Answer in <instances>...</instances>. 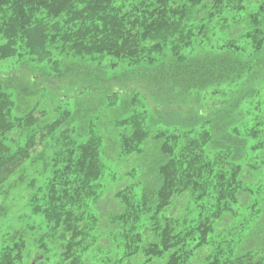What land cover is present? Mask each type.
Returning a JSON list of instances; mask_svg holds the SVG:
<instances>
[{"label": "trees", "instance_id": "16d2710c", "mask_svg": "<svg viewBox=\"0 0 264 264\" xmlns=\"http://www.w3.org/2000/svg\"><path fill=\"white\" fill-rule=\"evenodd\" d=\"M15 58L38 72L0 73V212L24 190L46 261L56 243L60 264H88L112 227L123 264H252L264 244V0H0V63ZM20 92L37 98L23 114ZM50 99L61 106L40 110ZM124 99L115 151L104 121ZM17 239L4 264L23 259Z\"/></svg>", "mask_w": 264, "mask_h": 264}, {"label": "rangeland", "instance_id": "374dc122", "mask_svg": "<svg viewBox=\"0 0 264 264\" xmlns=\"http://www.w3.org/2000/svg\"><path fill=\"white\" fill-rule=\"evenodd\" d=\"M17 60L18 59L15 58L11 61L0 63V73H9L11 70H21L23 68L31 70L34 73L38 72V69H35V66L31 65L29 62L23 63L24 66H22ZM18 84L21 85L22 83L19 81ZM22 94V92H20V94L17 93V96L13 99L16 103L17 113L19 114L25 113L27 111L26 109L28 108V106H34L35 101L37 99L35 95L23 98L21 97ZM124 101V103L128 106L127 111L118 109L115 111V113L110 115L107 121H104V126L107 132L110 133L112 137V145L115 151H119L118 147L120 145V135L122 131L119 121L124 120L123 118L126 117L124 115H127L130 111H132V108L130 107V101H126L125 99ZM121 102H123V100H120L119 105L121 104ZM45 104V107L40 108V110L47 109L49 111H56L57 108L61 106L60 102L54 101L53 99L48 100ZM62 106L64 107L66 106V104H63ZM73 108L75 109V106L71 105L68 109L73 112ZM61 110L62 109H58V111ZM141 111H143L141 107L136 108L137 114H142ZM39 115L40 114H37V116ZM80 119L81 115L79 113L74 112V119L71 118V120L74 122V125L76 127H78L77 123H79ZM162 119L167 121L168 124H170L171 120H181L183 119V117H178L174 115L171 117H162ZM241 154H248V150H244ZM109 168L110 172L106 180V186L113 187L117 178H119V172L117 173L118 169L115 168V165L113 163L109 164ZM28 175L29 177L27 178V180L35 176L32 174L30 175V171H28ZM257 178L263 181L262 176H259ZM254 181L255 182H253V185L258 183V180H255V178ZM119 188L120 187H118L117 189ZM23 191L24 190H21L20 192ZM20 192H12L8 197V201L3 205L2 212H0V264H4L6 262V258L10 256V254L14 253V243L17 242V238L20 237L24 238L25 243L23 248V259L19 260L18 264H60L62 259L60 251H56V247L61 248L60 244L55 243L56 247L55 249H52V253L50 254V259L48 261L45 260L40 246L38 248V245L40 244L39 241L45 234L43 230L45 227V222H43V220H41L40 218L34 217L32 215L27 198L23 196V194H21ZM113 203L114 202H111L110 205L112 206ZM112 209L114 210L115 208ZM247 211L248 210H243V212L239 216L240 220L243 219V216H246ZM260 218V216L257 217V219ZM239 225L241 226V224ZM244 225L247 230H250L253 226V220L251 219L249 223L247 222ZM111 228L112 227H110V229ZM110 229H108L109 233L106 236V238L109 239L107 240L106 238H104L103 240H100L98 242V245L93 248V251L89 256V259L91 261L88 264H107L106 262H103L107 260H109L108 264H123L119 261V258L122 254L121 252L123 251V247L122 245L118 244V241L115 239V235H113L115 233V230L110 232ZM116 234L118 236V233ZM44 242L47 243L49 248H54L53 244H50L48 242V239H45ZM257 245H262L264 247V244H254V246L250 247L251 250L255 248L257 249V252L253 255V259H251V262L252 264H264V248H258ZM134 264L143 263L142 261L140 262L137 260L134 262Z\"/></svg>", "mask_w": 264, "mask_h": 264}]
</instances>
